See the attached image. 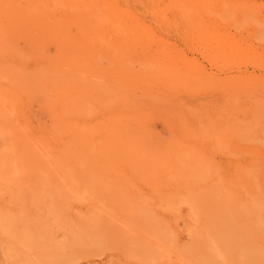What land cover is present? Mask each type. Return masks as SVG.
<instances>
[{"label":"rangeland","instance_id":"obj_1","mask_svg":"<svg viewBox=\"0 0 264 264\" xmlns=\"http://www.w3.org/2000/svg\"><path fill=\"white\" fill-rule=\"evenodd\" d=\"M0 264H264V0H0Z\"/></svg>","mask_w":264,"mask_h":264}]
</instances>
